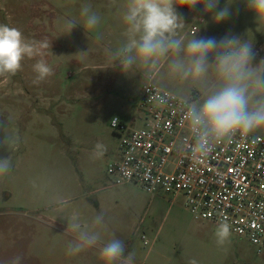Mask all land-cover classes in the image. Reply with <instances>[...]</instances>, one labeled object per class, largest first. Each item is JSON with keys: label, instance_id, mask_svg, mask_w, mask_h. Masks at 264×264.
<instances>
[{"label": "rangeland", "instance_id": "1", "mask_svg": "<svg viewBox=\"0 0 264 264\" xmlns=\"http://www.w3.org/2000/svg\"><path fill=\"white\" fill-rule=\"evenodd\" d=\"M125 2L0 0V23L18 28L28 41H47L43 58L53 68L52 76L34 84L33 65L40 57L25 58L16 75L0 77V122L10 123L19 135L10 153L0 148V157L11 155L12 161L11 172L0 179V260L21 255L23 264H103L100 245L66 255L75 235L65 232L63 217L79 210L89 222L102 212L108 224L102 243L122 240L126 253H135V264H189L192 259L197 264H264V255H257L245 237L231 232L219 246L218 225L194 219L181 195L111 185L106 167L117 155L118 137L110 122L117 118L131 125L139 114L142 87L149 82L141 70L125 74L118 62L108 67L106 50L114 51L125 40ZM226 3L219 0L217 11ZM84 4L101 17L98 30L77 25L68 34L66 20L83 24ZM229 7L232 14L220 23L202 5L178 8L187 25L183 33L190 36L195 29L197 38L217 40L233 34L258 50L264 28L257 31L247 0H233ZM150 82L171 93L179 87L168 78ZM197 95L193 92L194 99ZM253 135L264 138V131ZM97 142L107 147L102 159L92 158ZM61 196L71 197L69 206L54 211L52 201Z\"/></svg>", "mask_w": 264, "mask_h": 264}, {"label": "clouds", "instance_id": "2", "mask_svg": "<svg viewBox=\"0 0 264 264\" xmlns=\"http://www.w3.org/2000/svg\"><path fill=\"white\" fill-rule=\"evenodd\" d=\"M227 0L217 11L219 0H126L122 5L123 36L125 40L113 51L106 50L108 67L117 62L123 73L141 70L143 77L152 81L171 79L179 87L171 93L183 112L186 135L181 145L191 157L199 162L220 144H231L264 131V59L253 64V43L233 34L220 40L197 38V30L190 36L183 33L187 26L178 14V8L195 9L203 6L204 13H213L212 20L220 23L232 13ZM247 7L255 14L257 31L264 28V0H247ZM83 24L68 19L65 27L68 34L80 25L87 32L98 30L101 17L90 4L81 6ZM47 41H28L16 27L0 23V77L16 75L25 58L40 57L34 65V84L53 75V68L43 58ZM85 53L80 52L77 55ZM107 68V67H106ZM193 92L198 95L194 99ZM116 127L118 120L111 121ZM19 135L10 123L0 122V148L9 153L17 147ZM107 152L103 143L97 142L92 152L93 159H102ZM12 170L11 155L0 157V179ZM33 187L36 188L35 183ZM71 197H56L53 210L63 212ZM63 217V216H61ZM65 232L75 235L68 242L66 255L77 256L86 248L99 247L103 264H135V253L127 252L125 243L112 238L102 243L108 224L102 212L89 222L79 210L67 217ZM216 243L225 245L231 236V225L221 220L215 231ZM0 264H23V256L16 255ZM189 264H197L195 259Z\"/></svg>", "mask_w": 264, "mask_h": 264}, {"label": "built area", "instance_id": "3", "mask_svg": "<svg viewBox=\"0 0 264 264\" xmlns=\"http://www.w3.org/2000/svg\"><path fill=\"white\" fill-rule=\"evenodd\" d=\"M110 126L118 137L117 155L106 167L111 185L181 195L194 219L227 220L232 233L264 255V138L237 137L196 162L181 147L186 131L179 101L150 81L131 125Z\"/></svg>", "mask_w": 264, "mask_h": 264}, {"label": "crops", "instance_id": "4", "mask_svg": "<svg viewBox=\"0 0 264 264\" xmlns=\"http://www.w3.org/2000/svg\"><path fill=\"white\" fill-rule=\"evenodd\" d=\"M262 46H264V43H261L258 46V50L254 51L255 56L258 58L257 62H260L261 59H264V47Z\"/></svg>", "mask_w": 264, "mask_h": 264}, {"label": "water", "instance_id": "5", "mask_svg": "<svg viewBox=\"0 0 264 264\" xmlns=\"http://www.w3.org/2000/svg\"><path fill=\"white\" fill-rule=\"evenodd\" d=\"M92 200H95V198L93 197Z\"/></svg>", "mask_w": 264, "mask_h": 264}]
</instances>
